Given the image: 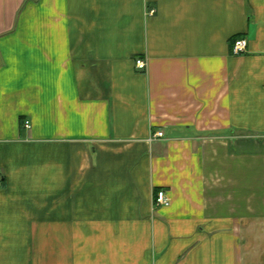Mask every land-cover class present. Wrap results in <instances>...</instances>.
<instances>
[{
  "label": "crops",
  "instance_id": "obj_1",
  "mask_svg": "<svg viewBox=\"0 0 264 264\" xmlns=\"http://www.w3.org/2000/svg\"><path fill=\"white\" fill-rule=\"evenodd\" d=\"M0 264H264V0H0Z\"/></svg>",
  "mask_w": 264,
  "mask_h": 264
},
{
  "label": "built area",
  "instance_id": "obj_2",
  "mask_svg": "<svg viewBox=\"0 0 264 264\" xmlns=\"http://www.w3.org/2000/svg\"><path fill=\"white\" fill-rule=\"evenodd\" d=\"M247 50V40L240 39L236 40L231 49V53L233 56H240L246 53ZM135 68L137 71L144 72L147 68V63L143 59L137 58L135 60ZM25 128H29V123H25ZM163 138V134L161 132H157L153 135V139H161ZM170 205V199L164 191H158L153 198V206L155 208L158 207H168Z\"/></svg>",
  "mask_w": 264,
  "mask_h": 264
},
{
  "label": "trees",
  "instance_id": "obj_3",
  "mask_svg": "<svg viewBox=\"0 0 264 264\" xmlns=\"http://www.w3.org/2000/svg\"><path fill=\"white\" fill-rule=\"evenodd\" d=\"M157 192H158V191H157ZM157 192H155V194H156Z\"/></svg>",
  "mask_w": 264,
  "mask_h": 264
}]
</instances>
